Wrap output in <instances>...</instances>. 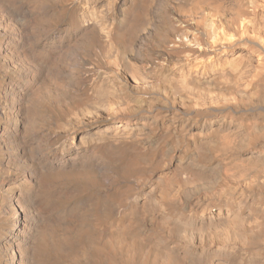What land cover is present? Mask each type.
<instances>
[{"label":"bare ground","instance_id":"1","mask_svg":"<svg viewBox=\"0 0 264 264\" xmlns=\"http://www.w3.org/2000/svg\"><path fill=\"white\" fill-rule=\"evenodd\" d=\"M118 1L75 0L82 37L96 36L113 58L95 81L86 60L68 65L76 88L89 90L83 111L54 124L49 152L41 140L20 147L19 176L0 158V264H264V0ZM126 34L135 41L119 46ZM9 109L0 145L23 112ZM134 173L138 191L122 208L99 200L98 174ZM51 174L83 187L87 220L78 208L48 215L40 179ZM110 216L121 226L94 223ZM76 239L85 251L69 260Z\"/></svg>","mask_w":264,"mask_h":264},{"label":"rangeland","instance_id":"2","mask_svg":"<svg viewBox=\"0 0 264 264\" xmlns=\"http://www.w3.org/2000/svg\"><path fill=\"white\" fill-rule=\"evenodd\" d=\"M121 1L122 0H119L117 2V6H116L117 8H119V4L121 3ZM64 2H63V0H60V3H59V0H0V35L4 34V35L0 36V45H1V49H0V58H1L0 75L2 76V77L0 76V130L2 128H7L8 127L7 123H9L10 122L9 120H11V118L13 117L9 113L10 107H12V106L18 107L19 106L21 108V111L24 112V113L19 112V114H18V117L16 120L18 127L16 128V130L13 131V128H11L9 131L10 135L8 136L10 138L5 137L6 140L4 138L3 143L0 145V148H1L0 158H1L3 165H5L8 169H10L12 171L11 172L9 170L10 173L12 175H15L16 177L19 176L21 174V172H24L23 171L24 168L27 167L26 163L24 162V157H23V155H21L20 147L23 144L25 145V143L33 142L34 140H36V141L41 140L43 143H46L45 146L41 145L42 148L44 149L43 151L49 152L52 148V145H53L50 138L53 135H55V134H52L56 131L55 127L59 126V124L60 125L64 124L63 122L70 119L69 117L74 116L73 113L76 112L75 114H77L78 111H83L82 109H84L83 103L81 102V100L84 97H86L85 95L89 94V90H88V88L87 89L86 88L81 89L79 87L76 88V83H74V81L70 80V77H72V73L69 72L70 67L68 65L79 61V59H83L84 62L86 60V62H87V63L85 62L86 66L89 65V68L95 67V69H96L95 72L93 71L89 77V80L95 81L97 78V72H99V71H100V73L107 72L108 67H109L108 65L113 60L112 57L109 58L110 55L106 54L107 52H106V50H104L105 47H104L103 42L101 40H99L96 36H94L91 33H89V34L87 33L86 34L87 36L85 35L84 37H82L81 31L83 30V22L81 21L80 16L83 12V8L78 7L75 0H64ZM72 3H73V5H72ZM44 5H46V6H44ZM54 5H55V7H54ZM68 5H70V7ZM71 7H73V8H71ZM73 12H75V13H73ZM8 17H10V18H8ZM21 17H24V18H21ZM47 17H49V20ZM36 18H38V19H36ZM14 22H15V24H14ZM16 23H17V26H16ZM2 24L5 27L1 26ZM34 24L35 25L37 24V26L35 27ZM43 24H44V26H43ZM66 25H68V26H66ZM143 27L145 28V23H143L139 27L137 35H140L142 33V31L144 29ZM64 28H65V30H64ZM120 29L121 28L117 27L116 31L119 33L125 32L123 29H121V30ZM20 30H22V31H20ZM29 30H31V31L29 32ZM28 37H31V39ZM40 37H42V38H40ZM77 37L79 40L77 39ZM87 37H89L88 41H87ZM50 38H51V40H50ZM80 38H81V40L83 38L84 41L83 40L81 41ZM126 38H130V39L127 41V40H125ZM11 40L12 41L14 40L15 42L12 44ZM72 40H74V41L72 42ZM76 40H78V41H76ZM40 41H42V42H40ZM132 41H135V40L129 34H126L125 38L122 40H118L117 43L119 44V46L128 47ZM74 43H76V45ZM67 45H70L71 47L67 46ZM72 45H74L73 48H72ZM78 45H80V46H78ZM63 48L65 49V51L63 50ZM15 49H17V50H15ZM69 51L71 53H69ZM127 52L128 51H126V54H127ZM60 53H61V55H60ZM67 53L70 54L71 57ZM75 53H77L78 55ZM8 54H10V55H8ZM87 54H88V57H87ZM103 54H106L108 56H104ZM101 55H103V56H101ZM15 56H16V58H15ZM93 58H95V59H93ZM74 59H76V60H74ZM3 61H5V62H3ZM66 61H68V62H66ZM15 62H17V64ZM12 63H13V65H11ZM24 64L26 66H24ZM10 66H12V67H10ZM57 68L59 69L58 72H56L58 70ZM119 68H120L119 70H121L120 66H119ZM19 71H20V73H19ZM61 71H62V73H61ZM67 72H69V73H67ZM13 73H15V74H13ZM7 76L9 79L7 78ZM26 76H27V78H26ZM32 77H34V78H32ZM92 78H95V79H92ZM124 79L126 80L127 78H122V80H124ZM64 80L65 81L67 80V81L64 82ZM47 82H49V83H47ZM8 83H10V84H8ZM74 84H75V86H74ZM39 86H41V87H39ZM72 86H74L75 88H73ZM4 87H6V88H4ZM51 88H53V89H51ZM60 89H61V91L59 92ZM10 90H11V92H10ZM33 90H35V91H33ZM65 91H67V94ZM18 92H20L21 94H24V97L20 101L25 107L22 106L20 101L17 103H14L15 95H17ZM44 92H46V93H44ZM39 93H41V94H39ZM49 93H51V94H49ZM45 94L47 96H45ZM42 95H43L44 99H42L43 98ZM49 97H50V99H49ZM28 98H29V100H27ZM40 98H41V101H40ZM38 100L41 103H39ZM49 101H51V102H49ZM34 103H35V105H34ZM58 103H60V104H58ZM68 103L71 105H69ZM7 104H9V105H7ZM40 105H41V107H40ZM47 105H49V106H47ZM62 105H65V106H62ZM37 106H38V108H37ZM33 108L34 109L36 108V109L33 110ZM78 108H79V110H78ZM31 110L33 111L34 114L31 113L32 112ZM75 110H77V111H75ZM36 112H38L39 114ZM41 112H42V115H41ZM30 115H32V116H30ZM20 120H22V121H20ZM31 120H33L34 123H32ZM35 122L37 124L38 123L39 124L37 125ZM28 123H30V124H28ZM55 123H57L56 126L54 125ZM43 126L45 127V129ZM19 128H20L21 132H19L20 131ZM33 128H34V130H33ZM38 129H40V131ZM53 130H54V132H53ZM44 131H45V134H44ZM25 132H27V134L28 133H30V134L27 135ZM35 136H36V138H35ZM43 137H45V138H43ZM167 140H169V139H167ZM7 144H9V145H7ZM18 144H20V145L18 146ZM7 147H8V150H7ZM11 152H12V154H11ZM14 161L15 162L17 161L18 163L17 162L15 163ZM13 163H15V164H13ZM22 164L24 165V168H22L23 167ZM20 169H22V170L20 171ZM109 175H108V177H104L103 175L98 174L95 178L96 187H98V189H97L98 194H99L98 198H99V200L101 199L100 201L104 202L110 209H120V208H122L125 199L128 196H131L138 191L136 189V185L133 184L134 183L133 177L136 176L137 173L129 175L128 177H123V176H117V177L112 176L111 177V175L109 177ZM40 181H41L43 189L48 194L47 195L48 199L50 200V205H49L47 211H48V215L53 217L52 219L57 218V216L60 212H63V211L69 212V211L76 209V208H78V210H79L81 222L84 220V218H86V220L88 219V217L90 215L89 206L92 204V200H91L90 196L85 195L83 193V187L82 186L78 187V189H77V187H75L76 185H74L70 182L64 181V180L57 179V177L54 174L44 175L40 179ZM109 189H110V191H109ZM79 191H82V193L79 194ZM56 205H58V206H56ZM98 217H96L94 219V223L100 224L101 227L110 226V225H113V226H119L120 225L121 226V222L119 220L113 218L112 216L108 217L107 219L101 220V222H99ZM52 219H49V221L47 223L48 226L52 225V223L50 222V220H52ZM115 220H117V221H115ZM77 223H79V221H77ZM75 242H74L75 244L72 248V251L69 254V258H68L69 260H74V259L78 258V256L81 255L82 253H84V251H85L84 242H81V240H78V239H76Z\"/></svg>","mask_w":264,"mask_h":264}]
</instances>
